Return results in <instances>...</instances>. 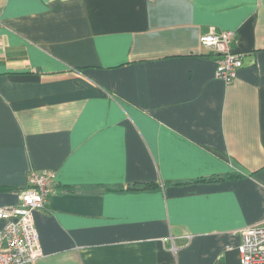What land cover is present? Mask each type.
Returning a JSON list of instances; mask_svg holds the SVG:
<instances>
[{
    "label": "crops",
    "instance_id": "obj_1",
    "mask_svg": "<svg viewBox=\"0 0 264 264\" xmlns=\"http://www.w3.org/2000/svg\"><path fill=\"white\" fill-rule=\"evenodd\" d=\"M211 27L246 54L230 84ZM43 170L31 264H241L264 220V0H0V207Z\"/></svg>",
    "mask_w": 264,
    "mask_h": 264
},
{
    "label": "built area",
    "instance_id": "obj_2",
    "mask_svg": "<svg viewBox=\"0 0 264 264\" xmlns=\"http://www.w3.org/2000/svg\"><path fill=\"white\" fill-rule=\"evenodd\" d=\"M236 31H217L211 27L200 35V43L217 56L216 75L225 83H232L238 70L245 65V53L234 49ZM52 171H32L27 187L21 192L20 203L0 207V264H31L42 257L40 235L35 212L45 208L53 190ZM242 241L238 247L241 264H264V220L240 230Z\"/></svg>",
    "mask_w": 264,
    "mask_h": 264
},
{
    "label": "trees",
    "instance_id": "obj_3",
    "mask_svg": "<svg viewBox=\"0 0 264 264\" xmlns=\"http://www.w3.org/2000/svg\"><path fill=\"white\" fill-rule=\"evenodd\" d=\"M213 178L221 179L222 177H220V176H217V177L216 176H213L212 178H210V180L213 179ZM158 186L159 185L157 183H154V182L136 183L134 185L135 190H139V191H144V190H149V189L153 190V189H156ZM67 189L70 190V191H76V189L74 187H67ZM132 189H134V188H132Z\"/></svg>",
    "mask_w": 264,
    "mask_h": 264
},
{
    "label": "rangeland",
    "instance_id": "obj_4",
    "mask_svg": "<svg viewBox=\"0 0 264 264\" xmlns=\"http://www.w3.org/2000/svg\"><path fill=\"white\" fill-rule=\"evenodd\" d=\"M199 42H200V37H199ZM201 44V43H200Z\"/></svg>",
    "mask_w": 264,
    "mask_h": 264
}]
</instances>
